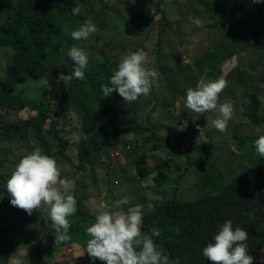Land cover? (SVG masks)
Listing matches in <instances>:
<instances>
[{
    "label": "rangeland",
    "instance_id": "obj_1",
    "mask_svg": "<svg viewBox=\"0 0 264 264\" xmlns=\"http://www.w3.org/2000/svg\"><path fill=\"white\" fill-rule=\"evenodd\" d=\"M51 2L56 4V9L60 8L62 16L54 31L55 47L51 49L47 60L49 79L64 82L68 87L64 92L55 86H45L41 82H35L38 80L27 79L28 81L18 88V92L24 100L30 102L28 108L16 113L9 111L7 107H0V129H3L6 123L35 118L38 114H45L50 119L43 128L41 136L30 131L25 139L14 138L16 140L0 144L2 162L0 225L6 226L9 235H15L17 240L21 239L20 241L26 244L24 242L30 238L29 230L38 222L40 237L37 241H40L44 237L41 233L42 226L48 225L45 206L33 210L29 215L26 211L11 205V196L6 188L7 180L15 165L25 154L37 148L42 154L56 159L61 169V176H67L75 181V190L80 180L90 187L91 180H94L95 175L98 174V181L93 183L95 188L91 185L92 188L86 193H80V198L93 199L96 197L94 192H98L99 196L104 193L103 202L112 204L128 197L130 205L141 202L137 205L140 211L146 208L148 211H153L170 202L175 195L179 197L180 185L175 183L180 174L192 168V164L190 166L186 162L188 154L190 159L196 160L199 168L198 176L201 177L206 176L211 167L219 169L225 177H228L234 168H239L240 172L260 168L264 172V157L256 152L254 145L255 140L260 135H264V82L260 77L264 71V0L259 3L254 0H51ZM77 5L81 6V13L73 15L71 9ZM78 16L89 17L96 25V32L87 40L77 41L71 37V32L77 30L84 21ZM6 17V14L0 16V23L4 22ZM189 17H199L202 26L197 27L192 24ZM73 45L84 48L89 56V64L84 69L83 80L75 79L73 76L74 64L67 55ZM137 49H143L148 54L149 67L157 71V78L150 94L140 96L133 103H126L115 91L110 96L103 97L101 85L109 83L121 58ZM214 49L220 52L223 58H227L215 66L218 72L216 79L223 77L228 82V86L220 93V102L229 101L233 104V115L224 133L217 131L211 124L216 118V113L199 114L185 106L186 90L196 85L199 78L204 75L203 69H208L209 75L215 72L212 70L213 63L208 61L203 63V60L211 57ZM247 49L250 51L245 53ZM240 52L242 60L240 58L239 62L237 53ZM228 53H230L229 58ZM11 56V51L0 50V75L5 64L11 60ZM238 63L247 67L244 76L237 73ZM213 78L215 77L211 76L208 79ZM244 81L245 84L251 83L256 87L253 98H256L257 103L254 101L252 104L259 105L257 115L263 120L256 126H252L242 117L243 107H248L251 101L245 103L233 99L234 86H242ZM64 95H69V98ZM157 112L158 116L154 118L153 113ZM180 113L183 118L188 119V127L184 131H177L181 123L174 114ZM141 121L148 124L162 138L176 133H183L186 136H177L175 146L168 150L154 148L153 142L149 143L151 137L149 133L126 136L122 148L112 149L106 153L105 164L99 161L90 169L87 179L89 183L83 179L81 172L74 169L70 161L61 157L59 146L49 136L50 129H55L56 133L61 134L68 141L67 156L77 162L78 143L89 142L95 129L102 123L121 126L128 123L141 124ZM237 125L240 127L236 128ZM234 133L238 136L251 135L250 138L252 134H257L258 138L242 143L243 146L240 147L233 136ZM85 134L88 136L86 140ZM190 139H193L194 143L189 150V145L185 142ZM143 153L149 155L151 162L148 163L151 164L152 174L148 178L140 179L137 177L134 163ZM109 166H112L109 172L120 171V177L114 178L115 187H112V190L100 192L99 187L104 185L106 178L105 169ZM158 172L167 176L166 184L161 187L153 180ZM213 173L211 170L212 175ZM192 176L196 179L194 174ZM184 179L181 183L183 186L190 181L186 179L184 182ZM212 179V177L201 178L196 190L193 187L188 190L187 200L198 201L202 196L198 195V191L211 186ZM142 181H145V188L134 193V188H141ZM148 182L154 185L151 186ZM121 184L126 189L121 188ZM130 190L134 194H130ZM251 193L256 200L264 198V192L253 190ZM75 197L77 198L78 195ZM97 200L102 198L98 197ZM204 204L205 202L201 203L197 212L199 217H202ZM85 206L91 211L89 208L98 210L99 205L95 201L85 203ZM124 206L126 205L121 207ZM234 216L233 228L240 227L249 235L251 230L240 222V216L238 214ZM17 223L21 226H16ZM217 225L215 233L221 226ZM17 228L22 231L16 232ZM191 232L196 233V229L192 228ZM182 235L186 241L185 233ZM213 236L205 246L213 242ZM182 240L177 241L176 245L184 252ZM262 243L259 245V250L262 248ZM78 246L80 247L73 246L75 254L68 251L62 253L60 255L62 262H66L69 258L86 257V252L82 255L86 243ZM158 246L159 250L171 259L169 252ZM202 249L199 252L196 250L198 264H210L202 255ZM247 251L255 262L264 263V243L263 255L259 252L257 255L254 254L250 247H247ZM15 253H23L24 264H39L35 262L38 261L39 254L26 247L17 248L7 255L6 264H11L12 255ZM173 254L176 255L175 252ZM48 258L54 257L49 255ZM40 259L42 264H58V259L52 262L44 255H41ZM87 261L90 262L88 259ZM98 262L104 264L100 260ZM72 264L75 262L72 261Z\"/></svg>",
    "mask_w": 264,
    "mask_h": 264
},
{
    "label": "trees",
    "instance_id": "obj_2",
    "mask_svg": "<svg viewBox=\"0 0 264 264\" xmlns=\"http://www.w3.org/2000/svg\"><path fill=\"white\" fill-rule=\"evenodd\" d=\"M55 5L56 4L52 3L51 0H0V16L5 14L7 16L6 20L0 23V50H9L12 52L11 60L5 64V68L2 70L3 74L1 73L0 75V107H7L9 111L16 113H20L28 108L30 102L24 100L18 92V88L24 85L28 81L27 79L38 80L35 82H41L45 86H55L62 89L64 92L66 87H68L64 82L58 80L51 81L49 79L47 67L50 51L55 47L54 31L60 23L62 16L60 8L56 9ZM78 17L84 19V21L89 18L84 16ZM249 51L250 49H247L245 53ZM237 55L239 59L237 60L240 62L242 60V53H237ZM227 57H230V53H228ZM225 59L227 58H223V55L214 49L211 57L203 60V63H206V61H208V63H213L212 70L215 71L213 75L207 73V78L211 76L215 77L213 80L217 78L216 74H218V72L215 66L219 62L225 61ZM236 69L240 76H244L247 67H245V65L241 66L238 63ZM203 71L205 72V69H203ZM260 77H262L264 82V71L261 73ZM255 89L256 87L253 84H245V81L242 86L236 85L233 88L234 101H245V103L251 101L248 107H243L242 117L252 126H256L263 121L262 118L257 115L259 105L252 104L254 101L257 103L256 98H253ZM64 96L67 99L69 98V95ZM174 116L180 120V123L185 120L188 121L187 118L181 116V113L178 115L174 114ZM48 121L50 122L48 116L45 114H38L35 118H27L26 120H20L16 123H6L5 127L0 129V144L2 145L5 142L16 140L14 138L25 139L30 131L36 133L37 136H41L44 131L43 128ZM140 123L141 124L128 123L121 126H115L112 123H102L95 129L94 135L89 142L81 141L78 143L77 162L67 156L68 141L61 134L56 133L55 129H50L49 136L59 146L61 157L70 161L74 169L81 172L84 176L83 179L87 180L90 169L99 161L101 164H105L106 160L104 156L106 153L112 149L122 148V142L126 136L149 133L150 136L155 139V141H153L151 137L149 138V143L153 142L154 148L168 150V148H173L175 146V138L177 136L185 135L183 133H176L167 138H162L157 132L151 129L148 124L143 121ZM238 127L240 126L237 125L236 128ZM233 136L240 146L245 139L251 137V135L238 136L235 133ZM185 143L186 145L188 143V149L190 150L194 140L190 139ZM148 162L149 155H145V153L135 159V171L138 178L145 179L152 174ZM193 163L197 165L196 160H194ZM87 164L89 165L86 166ZM1 166L2 162L0 161V171ZM110 168H112V166L105 169L106 178L103 182L104 185L99 187L100 192L112 190V187H114V178L120 177V171L117 172L112 170L109 172ZM185 172L186 173L178 176L175 183L176 185H181L188 171ZM196 174H198V169ZM166 177L167 176L162 172H158L154 175V183L161 187L164 185ZM96 180L98 181V174L95 175V179L91 180L90 184L93 186ZM197 180L200 184L201 179L199 180L197 177L196 181ZM221 180L222 178H218L217 180L215 178L214 184L208 186V188L216 186L218 181V185H221ZM0 184H2L1 175ZM91 185L90 187L86 186L84 182L80 180L76 186L77 190H75V196L78 195L76 198L77 212L69 217L71 226L67 229L66 234L70 236V239L67 241L55 243V236L57 233L50 227L51 222L49 220L48 225L44 224V226H42L43 231L41 233L44 234L43 246L35 243V236L39 234L40 228L38 222L35 226H32L31 232L28 235L30 238L26 239L24 242L26 244H23V241H20L21 239L17 240L16 237L10 238L6 234L4 227L0 225V262L6 264L8 261L7 255L12 253L15 249L22 247H26L34 251L35 254H39L37 257L38 261H35L39 264H42L40 256H46L49 251L54 254V250L58 253L62 251H71L70 253L75 254L73 252V244L83 245L87 243L90 237L87 235L86 229L89 222L93 223L95 220L96 214L91 213L85 206L88 198H80V193H86V191L92 188ZM93 187L95 188V186ZM120 187L126 189L123 184H121ZM263 188L264 172L259 168L246 169L245 171L242 170L239 172L237 176L228 181V184H223L218 187L217 193H219V195L207 193L210 191H204L202 189V191L207 194L206 197H201L198 201L197 199L187 200L185 196L178 191L179 197L175 195L170 202L164 203L161 207L153 211H148L147 208L141 211L143 214L142 232L152 236L151 229L155 227L158 229L159 235L152 236V238L157 245H160L162 249L169 252L171 260L178 259L180 264H198L197 251L199 252L201 248L205 247L207 241L211 240L213 234H216L215 227L218 226L217 224L222 226L225 221L230 220L232 222L235 218L234 215L238 214L240 216V222L244 227L251 230L246 240L247 247H250L253 253L257 255L259 252V245L264 240V198L256 200L251 192L253 190L262 192ZM177 189L178 186L174 191L176 192ZM203 192L198 195H202ZM99 195L100 194L96 193L97 199L101 197L102 200L95 201L102 202L104 197ZM148 202L149 198L146 200V207ZM203 202H205V204L202 217H199L197 212ZM192 228L196 229V233L191 232ZM202 229H204L203 232ZM61 231L63 232L64 230L62 229ZM182 233H185V237L187 238L186 241ZM180 239H183L182 244L185 250L184 252L180 251L176 245V242ZM30 243L32 244L30 245ZM174 252L176 255L173 254ZM60 255L58 264L62 262ZM87 259L90 260V262H88ZM72 261H74L75 264H93L92 259L87 253L86 257L82 259L69 258L66 262H62V264H72ZM98 261L99 260H96L94 264H101ZM207 261L206 259V262ZM255 264L259 263L255 262Z\"/></svg>",
    "mask_w": 264,
    "mask_h": 264
},
{
    "label": "clouds",
    "instance_id": "obj_3",
    "mask_svg": "<svg viewBox=\"0 0 264 264\" xmlns=\"http://www.w3.org/2000/svg\"><path fill=\"white\" fill-rule=\"evenodd\" d=\"M254 2L259 3L261 0ZM71 12L79 15L81 6L73 7ZM189 20L197 27L202 26L199 17H189ZM96 30V25L88 18L71 32V37L77 41L87 40ZM67 55L74 64V78L83 80L84 69L89 64L88 53L84 48L73 45ZM208 71L205 69L194 87L187 88L185 106L199 114L216 113L211 124L217 131L224 133L233 115V104L229 101L220 102V93L228 86V82L223 77L208 79ZM156 78L157 71L149 67L148 54L143 49H137L121 58L109 83L101 85V92L103 97H108L115 91L126 103H133L140 96L150 94ZM157 116L158 112L153 113L154 118ZM187 127L188 122L185 120L177 127V131H184ZM84 139H88L86 134ZM254 145L256 152L264 157V135H260ZM6 188L11 196V205L29 215L41 206L46 207L47 220L57 233L55 243L70 239L66 234L71 226L69 217L77 212L75 181L61 176L55 158L42 154L38 148L25 154L15 165ZM128 203V197L112 204L100 203L94 222L86 229L90 238L82 255L86 252L93 264L97 259L104 264H180L178 259L171 260L159 250L152 238L159 235L158 229H151L152 236L142 232L143 214L138 207L130 208L127 212L113 211ZM247 238V231L240 227L233 228L230 220L225 221L213 236V242L203 247L202 255L210 264H254V258L247 251ZM12 257L11 264H24L23 253H15Z\"/></svg>",
    "mask_w": 264,
    "mask_h": 264
},
{
    "label": "crops",
    "instance_id": "obj_4",
    "mask_svg": "<svg viewBox=\"0 0 264 264\" xmlns=\"http://www.w3.org/2000/svg\"><path fill=\"white\" fill-rule=\"evenodd\" d=\"M254 138H258V135L257 134H252V138H247V139H245L244 140V142H243V144H245V143H248L249 141H251L252 139H254ZM243 145H241L240 147H242ZM187 160H186V162L187 163H189L190 164V166H191V164H192V168L187 172V174L185 175V177L187 176V178H185V179H190V181L188 182V184H186L185 186H183L182 184L180 185V188L178 189V191L179 192H181V194L182 195H184L185 196V199H187V198H189L188 197V190L190 189V188H192L193 187V189L194 190H196L197 189V187H198V180L196 181V179H195V177H193L192 175L194 174V175H196V178L198 177V179L200 180L201 178H203V177H212L213 179L211 180V182H210V184H214V182H215V178H216V180L218 179V178H222V180L220 181L221 182V185H218V183H219V181L217 182V184H216V186H213V187H211V188H208V187H205L204 188V191L205 190H207V191H210V192H207V193H210V194H218L217 192H218V187H220V186H222L223 184H228V181L231 179V178H233V177H235V176H237L238 175V173L240 172V170H239V168H234L233 170H232V172L228 175V177H225V175H222L220 172H219V169H217V168H214V167H211L210 168V170H208V173L206 174V176H203V177H201V176H198V174H199V168L197 167V165H196V163H193V158L192 159H190V155L188 154L187 156ZM149 161L151 162V160H150V158H149ZM197 161H199V160H197ZM150 164V163H149ZM150 167H151V164H150ZM197 169H198V174H196V172H197ZM211 170H213V175L211 174ZM239 171V172H238ZM186 173V172H185ZM184 179V180H185ZM191 179H193V180H191ZM166 182H167V180H165V182H164V185L166 184ZM142 183L143 184H141V188H139V189H135L134 188V193H137L139 190H141V189H143V188H145V181H142ZM151 186L152 185H154L152 182H148ZM201 183V182H200ZM118 185H119V182H118ZM115 187V186H114ZM113 187V188H114ZM201 192H203V191H198V194L199 193H201ZM262 192H264V188H263V190H262ZM96 193H98V192H94V194H96ZM134 193H132L131 192V190H130V194H134ZM207 193H204L203 192V194H202V196L201 197H206V194ZM99 194V193H98ZM102 196L104 197V193L102 194ZM95 200H97V197H95V198H93V199H89L88 198V200H87V203L88 202H95ZM103 202V201H102ZM98 203V205H100V203L101 202H97ZM139 203H141V202H138V203H134V204H132V205H130V204H126V206H124V207H121L120 209H119V211H123V212H127L128 211V209H130V208H136L137 207V205L139 204ZM91 211V213H93V214H97V212H98V210H95V209H93V208H89ZM16 226H21V224H19V223H17L16 224ZM4 228H5V232L8 234V236L10 237V238H13V237H16L15 235H9V231H8V229L6 228V226L4 225ZM22 230H20L19 228H17L16 229V232H21ZM30 232H31V230H29ZM38 237H40V235L39 234H36V236H35V243L36 244H38V245H41V246H43V243H44V237H42V240H40V241H37V238ZM264 241V240H263ZM264 243V242H263ZM263 243H262V248L259 250V254L260 255H263V252H262V249H263ZM32 243H30V245H31ZM73 246L75 247V248H78V247H80V246H78V244H73ZM27 249V248H26ZM54 252H55V254L53 253V252H51V251H49V252H47V254H46V258L48 259V260H51L52 262L55 260V259H60L59 258V255L61 254V253H65L66 251H62V252H60V253H58V252H56L55 250H54ZM68 252H71V251H68ZM49 255H52L54 258L53 259H49L48 258V256ZM254 264H255V261H254ZM264 264V263H263Z\"/></svg>",
    "mask_w": 264,
    "mask_h": 264
}]
</instances>
